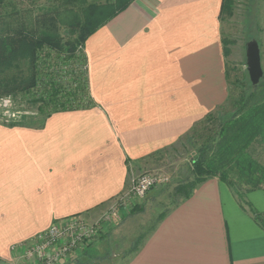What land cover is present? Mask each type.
<instances>
[{
  "label": "crops",
  "instance_id": "0c3cea01",
  "mask_svg": "<svg viewBox=\"0 0 264 264\" xmlns=\"http://www.w3.org/2000/svg\"><path fill=\"white\" fill-rule=\"evenodd\" d=\"M223 4L135 0L86 42L91 105L42 121L0 123V264H21L11 247L55 222H97L134 177L162 158L155 154L226 102ZM261 56L263 66L264 44ZM167 184L140 200L136 213L157 210L170 193L157 196V188ZM247 200L264 217V189ZM171 202L155 230L136 238L146 237L125 264H264V228L226 184L211 179L190 199ZM128 215L105 224L101 235L115 234Z\"/></svg>",
  "mask_w": 264,
  "mask_h": 264
},
{
  "label": "trees",
  "instance_id": "16d2710c",
  "mask_svg": "<svg viewBox=\"0 0 264 264\" xmlns=\"http://www.w3.org/2000/svg\"><path fill=\"white\" fill-rule=\"evenodd\" d=\"M33 1L32 9L21 10L18 4H12L8 11L5 0H0V98L29 97V104L41 106V116L35 120L42 121L54 112L79 109L69 102L89 97V93L86 73L78 78L79 89L69 94H63L64 89L54 82L52 75L45 92L36 93L41 65L51 67L63 58L64 62L87 67V40L135 0H43V6ZM234 5V0H224V18L233 16ZM237 88L235 92L230 90L226 102L186 135V140L195 142L194 154L190 156L187 175L181 174L170 197L178 205L190 199L199 185L218 179L264 228L263 215L247 200L249 193L264 189V164L253 154L255 147L264 148V77L258 86L250 83ZM44 95L47 97L43 98ZM164 153L155 155L163 157ZM137 210L134 207L131 214ZM168 212L169 209L158 216L151 232ZM145 239H136L130 253L137 252ZM93 245L84 250L85 255L93 257L88 250Z\"/></svg>",
  "mask_w": 264,
  "mask_h": 264
},
{
  "label": "rangeland",
  "instance_id": "374dc122",
  "mask_svg": "<svg viewBox=\"0 0 264 264\" xmlns=\"http://www.w3.org/2000/svg\"><path fill=\"white\" fill-rule=\"evenodd\" d=\"M95 1V0H90ZM101 1V0H100ZM37 6H43V0L35 1ZM234 11L231 18L225 17L223 27V37L227 43L228 53V76H229V91H238L237 86L249 85L251 83L249 74L247 71V58L246 48L247 44L253 40L252 37L261 43L262 49L264 44V0H234ZM18 4L19 9L27 10L32 9L35 6L33 0H5V5ZM6 7L8 11H11V7ZM255 39V40H256ZM264 70V65H263ZM29 97L20 96L16 99V102L21 105L24 110H38L40 118V105L29 104ZM32 117L23 118L20 124L25 120ZM36 119V117H33ZM194 143L185 138L178 142L175 146L170 148L164 153V156L157 162L152 163L143 174L151 175H168L170 182L165 187L157 188L156 195L158 193L170 189L173 191L176 183L180 180V174L185 173L187 175L189 171L190 156L194 154ZM255 157L264 164V148L255 147L253 150ZM136 176V177H137ZM152 194V193H151ZM155 194V193H154ZM162 194V193H161ZM160 205L147 209L144 214H131L123 219V222L116 227L115 234L108 235L104 232L102 235H106L105 238H101V233L98 239L94 242V248L97 247L94 253L85 255H76L71 264H125L130 258V249L134 240L140 235L147 234L151 231V228L158 220V216L161 212H164L168 206L171 205V197L169 191L161 196ZM133 210V209H132ZM149 210V211H148ZM132 212V211H131ZM126 216V215H125ZM96 246V247H95ZM104 256V258H99ZM99 257H95V256Z\"/></svg>",
  "mask_w": 264,
  "mask_h": 264
},
{
  "label": "built area",
  "instance_id": "2783aa9c",
  "mask_svg": "<svg viewBox=\"0 0 264 264\" xmlns=\"http://www.w3.org/2000/svg\"><path fill=\"white\" fill-rule=\"evenodd\" d=\"M54 66L41 65V77L38 82L36 93L45 92L52 79L64 89V95L71 90L79 89L78 78L83 73H88V65L81 63L73 64L57 59ZM88 87V86H87ZM44 95L43 98H46ZM65 104L66 99H64ZM90 97L76 98L69 102L77 108H86ZM38 110H24L11 96L0 98V123L6 125L20 124L23 118L36 117ZM170 182L168 175L143 174L134 177L129 188L118 196L110 207L103 213L101 218L94 223L89 222L82 216H75L61 222H55L49 229L39 233L30 243H21L11 247L16 253L21 264H63L70 262L80 252L88 248L99 237L105 224L121 220L126 214L131 213L136 204L146 198L149 192L160 185Z\"/></svg>",
  "mask_w": 264,
  "mask_h": 264
},
{
  "label": "water",
  "instance_id": "95a60500",
  "mask_svg": "<svg viewBox=\"0 0 264 264\" xmlns=\"http://www.w3.org/2000/svg\"><path fill=\"white\" fill-rule=\"evenodd\" d=\"M247 71L251 84L258 86L264 77L261 48L257 40L253 39L246 48Z\"/></svg>",
  "mask_w": 264,
  "mask_h": 264
}]
</instances>
